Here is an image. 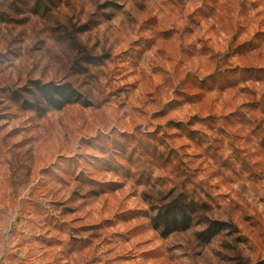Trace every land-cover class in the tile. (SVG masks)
Returning a JSON list of instances; mask_svg holds the SVG:
<instances>
[{
    "label": "rangeland",
    "instance_id": "rangeland-1",
    "mask_svg": "<svg viewBox=\"0 0 264 264\" xmlns=\"http://www.w3.org/2000/svg\"><path fill=\"white\" fill-rule=\"evenodd\" d=\"M0 264H264V0H0Z\"/></svg>",
    "mask_w": 264,
    "mask_h": 264
},
{
    "label": "trees",
    "instance_id": "trees-1",
    "mask_svg": "<svg viewBox=\"0 0 264 264\" xmlns=\"http://www.w3.org/2000/svg\"><path fill=\"white\" fill-rule=\"evenodd\" d=\"M178 215L176 213L173 214V220L170 221L167 219L166 217V220H167V224L169 225V223L173 222L174 224H183V229H186L188 228V221L189 220V217L186 216V214L184 213L181 217V219H177ZM157 219V218H156ZM154 219V226L155 228H158V221ZM219 226V227H218ZM223 227L222 225H220L219 223L217 222H211L210 226L208 227V229H206V231L204 232V234H207V240H209L210 238H212V236H214L219 230H221ZM176 230H179V229H176ZM168 231V229L164 230L163 231V234H166Z\"/></svg>",
    "mask_w": 264,
    "mask_h": 264
}]
</instances>
